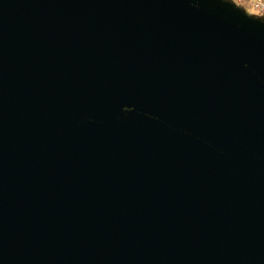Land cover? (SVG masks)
<instances>
[{"label":"water","instance_id":"95a60500","mask_svg":"<svg viewBox=\"0 0 264 264\" xmlns=\"http://www.w3.org/2000/svg\"><path fill=\"white\" fill-rule=\"evenodd\" d=\"M0 264H264V19L0 0Z\"/></svg>","mask_w":264,"mask_h":264},{"label":"built area","instance_id":"2783aa9c","mask_svg":"<svg viewBox=\"0 0 264 264\" xmlns=\"http://www.w3.org/2000/svg\"><path fill=\"white\" fill-rule=\"evenodd\" d=\"M254 13L264 17V0H249Z\"/></svg>","mask_w":264,"mask_h":264},{"label":"rangeland","instance_id":"374dc122","mask_svg":"<svg viewBox=\"0 0 264 264\" xmlns=\"http://www.w3.org/2000/svg\"><path fill=\"white\" fill-rule=\"evenodd\" d=\"M230 1H234L238 5L242 6L250 14L255 15L257 17H260V18L264 19V17H261L260 15L254 13V10H253V8L250 5L249 0H230Z\"/></svg>","mask_w":264,"mask_h":264}]
</instances>
